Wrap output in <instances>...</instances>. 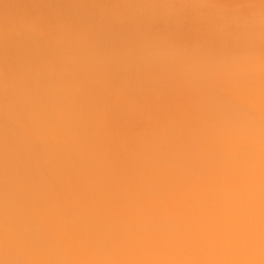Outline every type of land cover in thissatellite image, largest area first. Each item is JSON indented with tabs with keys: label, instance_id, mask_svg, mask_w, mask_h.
<instances>
[{
	"label": "clouds",
	"instance_id": "obj_1",
	"mask_svg": "<svg viewBox=\"0 0 264 264\" xmlns=\"http://www.w3.org/2000/svg\"><path fill=\"white\" fill-rule=\"evenodd\" d=\"M0 264H264V0H0Z\"/></svg>",
	"mask_w": 264,
	"mask_h": 264
}]
</instances>
